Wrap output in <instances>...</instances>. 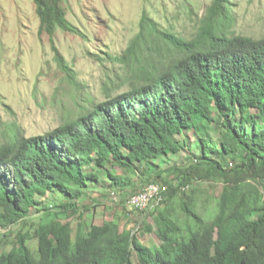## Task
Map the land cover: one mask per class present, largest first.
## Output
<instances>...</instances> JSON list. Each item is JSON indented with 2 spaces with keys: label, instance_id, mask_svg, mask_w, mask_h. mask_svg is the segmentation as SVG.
Instances as JSON below:
<instances>
[{
  "label": "trees",
  "instance_id": "16d2710c",
  "mask_svg": "<svg viewBox=\"0 0 264 264\" xmlns=\"http://www.w3.org/2000/svg\"><path fill=\"white\" fill-rule=\"evenodd\" d=\"M64 1L34 0L40 29L52 41L58 29L81 33ZM224 1L214 0L191 39L144 12L129 47L112 56L136 64L137 79L128 90L53 130L32 136L14 130L0 139V227L6 229L0 231V264H264V36L227 33L231 14ZM160 41L174 54L163 53ZM188 130L197 147H189ZM184 148L187 161L165 165ZM133 174L144 183L129 203L146 184L156 182L160 191L167 186L141 209L154 206V225L146 224L144 232L155 233L158 246L115 220L79 221L74 235L73 224L58 216L70 209L76 214L91 185L108 179V187L124 190ZM202 180L222 183L211 208L203 197L206 215L197 208L200 188L185 190ZM50 193L62 200L49 199ZM33 208L55 213L33 233L21 228L7 249L1 239Z\"/></svg>",
  "mask_w": 264,
  "mask_h": 264
},
{
  "label": "rangeland",
  "instance_id": "374dc122",
  "mask_svg": "<svg viewBox=\"0 0 264 264\" xmlns=\"http://www.w3.org/2000/svg\"><path fill=\"white\" fill-rule=\"evenodd\" d=\"M214 0H65L63 5L68 19L81 33L58 29L52 41L50 35L41 31L40 18L34 0H0V139L6 141L14 130L26 136L53 130L65 121L77 118L82 111L94 104L117 95L131 87L137 79L132 72L136 64H120L112 56L120 55L129 47L140 31L144 12L157 20L161 27L191 39L201 29L202 21ZM231 19L225 21V31L260 38L264 36V0L224 1ZM162 52L174 54L168 44L159 42ZM54 46L73 69L68 74L58 63ZM161 54V53H160ZM191 146L197 147V136L188 130ZM214 137L218 132L213 129ZM187 148L174 154L169 163L182 164L188 159ZM117 172L125 170L116 168ZM133 174V183L124 190L108 187L110 180L91 185L85 196L77 203L78 212L59 211V217L73 224L74 235L79 221L85 224L118 221L121 228L128 227L147 245L158 246L155 233L144 232L146 224L154 225L150 211L154 206L139 210L131 207L129 197L144 182ZM136 186V187H135ZM199 187L198 210L206 215L203 197L209 199V207L220 195L222 183L202 180ZM138 187V188H137ZM137 188V189H136ZM117 192H114L116 191ZM112 191L114 192L112 194ZM117 193L119 202L111 195ZM57 195V196H56ZM181 192L178 195V199ZM49 199L62 198L48 194ZM211 208V207H210ZM211 210V209H210ZM55 211L33 208L23 221L15 223L11 233L1 239L6 248L23 228L34 232L40 222L51 219ZM67 214H70L67 216ZM0 231L6 229L0 227ZM37 239L30 245L36 250ZM153 246V247H154ZM2 246L0 247V249Z\"/></svg>",
  "mask_w": 264,
  "mask_h": 264
},
{
  "label": "bare ground",
  "instance_id": "6f19581e",
  "mask_svg": "<svg viewBox=\"0 0 264 264\" xmlns=\"http://www.w3.org/2000/svg\"><path fill=\"white\" fill-rule=\"evenodd\" d=\"M157 191H160V187H159L158 183H156V191H150L149 192V187L146 186V189L143 190L140 194H137V195L132 197L130 203L133 204V201H138L142 197L149 196V198H144V200L141 201V209L145 208L146 206L148 207L150 202L153 199H156V198L159 199L160 198L159 192H157Z\"/></svg>",
  "mask_w": 264,
  "mask_h": 264
},
{
  "label": "built area",
  "instance_id": "2783aa9c",
  "mask_svg": "<svg viewBox=\"0 0 264 264\" xmlns=\"http://www.w3.org/2000/svg\"><path fill=\"white\" fill-rule=\"evenodd\" d=\"M144 186H148L149 187V192L150 191H156V182H151V183L146 184ZM165 190H167V186L166 185H164V190L163 191H165ZM163 191H157V192H159V196H160V194ZM118 198H120V196L117 193H115L114 195L111 196V199H113V200H117ZM144 198H149V196L142 197L138 201H133V205L131 207L141 210V201L144 200Z\"/></svg>",
  "mask_w": 264,
  "mask_h": 264
}]
</instances>
